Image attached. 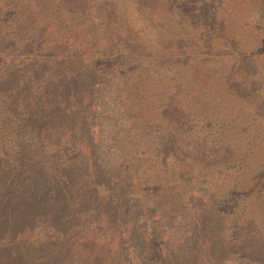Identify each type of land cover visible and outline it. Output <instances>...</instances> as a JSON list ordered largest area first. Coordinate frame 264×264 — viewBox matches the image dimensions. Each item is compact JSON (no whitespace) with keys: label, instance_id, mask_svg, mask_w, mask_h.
<instances>
[{"label":"rangeland","instance_id":"obj_1","mask_svg":"<svg viewBox=\"0 0 264 264\" xmlns=\"http://www.w3.org/2000/svg\"><path fill=\"white\" fill-rule=\"evenodd\" d=\"M3 112L65 157L0 161V264H264V0H0Z\"/></svg>","mask_w":264,"mask_h":264},{"label":"trees","instance_id":"obj_2","mask_svg":"<svg viewBox=\"0 0 264 264\" xmlns=\"http://www.w3.org/2000/svg\"><path fill=\"white\" fill-rule=\"evenodd\" d=\"M95 123L97 126V139L95 143V152L97 159L105 166L116 165L124 162L129 157V152L117 144L119 135L127 131L129 123L134 114L125 108L119 94L115 93L109 85L103 88L95 100ZM18 112H3L0 115V126L6 133V138L2 137L0 142V161L5 164L8 160L11 164L19 163L21 157L26 155L27 161L35 159L31 171L45 167L46 169L56 171L51 165L53 156L59 153V157H65L62 146L42 142L39 129L31 120H24ZM49 144V150L47 145ZM41 149L40 153H37ZM36 151V153H35ZM7 159V160H4ZM21 163V162H20ZM29 163V162H26ZM55 173V172H54ZM144 204L151 200V191L141 194ZM244 196H237L231 200L227 206V211L236 215L241 207Z\"/></svg>","mask_w":264,"mask_h":264}]
</instances>
